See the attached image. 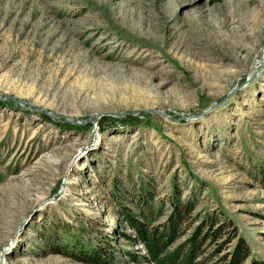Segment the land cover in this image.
Masks as SVG:
<instances>
[{
  "label": "rangeland",
  "instance_id": "1",
  "mask_svg": "<svg viewBox=\"0 0 264 264\" xmlns=\"http://www.w3.org/2000/svg\"><path fill=\"white\" fill-rule=\"evenodd\" d=\"M176 198L264 261V0H0V264H155Z\"/></svg>",
  "mask_w": 264,
  "mask_h": 264
},
{
  "label": "trees",
  "instance_id": "2",
  "mask_svg": "<svg viewBox=\"0 0 264 264\" xmlns=\"http://www.w3.org/2000/svg\"><path fill=\"white\" fill-rule=\"evenodd\" d=\"M194 207L192 200L176 198L164 223L153 227H148L131 214H125L123 218L141 240L149 258L155 264H203L213 256H218L219 252L225 249L226 243L233 239L234 246L220 257L221 261L225 264H244L249 260L248 245L242 237H237L236 228L209 213L200 219L182 242L169 250L170 245L185 232L187 220ZM209 247L210 251L205 254ZM65 253H70L74 259L91 264H106L113 260L112 255L103 254L101 248H92L89 253L82 251L72 253L65 249ZM201 257L203 261L198 259ZM248 264H264V261L250 259Z\"/></svg>",
  "mask_w": 264,
  "mask_h": 264
}]
</instances>
